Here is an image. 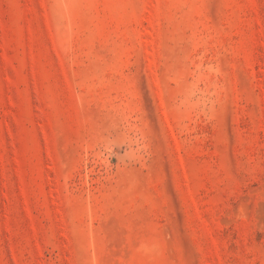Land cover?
<instances>
[{"label":"rangeland","instance_id":"rangeland-1","mask_svg":"<svg viewBox=\"0 0 264 264\" xmlns=\"http://www.w3.org/2000/svg\"><path fill=\"white\" fill-rule=\"evenodd\" d=\"M0 264H264V0H0Z\"/></svg>","mask_w":264,"mask_h":264}]
</instances>
